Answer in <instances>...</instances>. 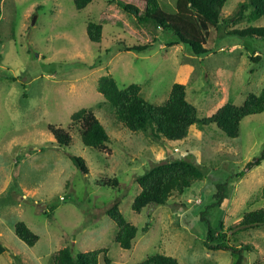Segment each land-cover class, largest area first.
I'll return each mask as SVG.
<instances>
[{
	"label": "rangeland",
	"instance_id": "rangeland-1",
	"mask_svg": "<svg viewBox=\"0 0 264 264\" xmlns=\"http://www.w3.org/2000/svg\"><path fill=\"white\" fill-rule=\"evenodd\" d=\"M177 1L160 0L168 13L177 11ZM244 1L229 0L222 17ZM121 4L93 0L78 10L74 0L0 1V238L6 248L0 264H53L66 247L75 254L104 250L99 264H142L158 253L179 264H233L238 253L206 246L209 223L226 232L229 244L246 248L242 264H264V226L239 225L246 212L264 208V112L246 117L237 138L209 124L174 142L123 126L98 90L100 78L111 74L121 88L137 84L162 105L181 82L199 116L209 117L227 102L241 106L263 92L264 39L229 33L249 26L247 17L212 28L207 55L195 56L186 44L168 46L171 32H159L148 51H129L122 46L152 42L155 34ZM90 21L104 25L101 43L91 41ZM83 108L106 127L107 149L86 146L74 128L72 115ZM51 124L71 133L70 146L57 142ZM72 156L84 158L89 173ZM177 158L197 163L205 179L166 205L134 211L137 177ZM116 177L118 188L104 184ZM221 183L226 198L217 206ZM117 201L139 229L131 249L117 242L118 227L107 214ZM19 222L40 236L34 246L16 234Z\"/></svg>",
	"mask_w": 264,
	"mask_h": 264
},
{
	"label": "trees",
	"instance_id": "trees-1",
	"mask_svg": "<svg viewBox=\"0 0 264 264\" xmlns=\"http://www.w3.org/2000/svg\"><path fill=\"white\" fill-rule=\"evenodd\" d=\"M1 1V0H0ZM93 0H74L78 10L87 8ZM121 2V6L136 16L139 24L155 34L152 42L146 44H125L123 49L129 51H148L159 41V32H171L175 39L168 46L186 44L190 46L195 56L207 55L210 49L207 44L212 28L221 25L236 24L249 17L250 25L234 29L231 34L243 37H258L264 39V25L257 24L264 20V0H246L239 4L235 14L231 17H222V12L229 0H178L177 11L168 13L163 9L160 0H129ZM142 4V9L139 4ZM223 18V19H222ZM104 25L89 22L88 35L91 41L101 43ZM1 40V30H0ZM113 50H107L112 54ZM260 56V55H259ZM255 56V57H259ZM108 57V56H107ZM254 57V58H255ZM98 90L109 102L115 112L119 123L131 131H152L155 138L168 141H183L193 126H206L216 124L229 137L237 138L241 133L243 120L251 115L264 112V90L260 95L251 93L245 103L238 106L227 102L213 115L205 118L199 116L198 108L187 98V87L181 82L174 84L167 101L162 105L151 103L142 95L141 86L132 84L121 88L115 77L111 74L100 78ZM74 128L80 127L83 143L92 148L105 150L111 140L110 135L92 108H83L72 115ZM49 130L63 146H70L73 141L71 133L63 127L49 125ZM73 161L84 172L89 173L86 160L79 156H72ZM205 173L201 167L192 160L177 158L168 162L157 163L144 174L137 177L141 192L133 203L134 211L140 213L150 205H166L173 196L182 195L196 181L204 180ZM104 184L118 188L119 178L105 180ZM219 191L215 194L217 206L225 200V183L217 185ZM107 214L116 223L118 233L117 242L124 249H131L138 235L139 229L129 222L120 209V201L112 204ZM239 225L245 228L264 226V208L246 212ZM209 223L208 236L205 242L209 250H230L232 254H239V259L233 264H242L243 253L246 248H239L229 244L228 235L219 231ZM148 225L144 228L147 232ZM16 234L28 245L34 246L40 236L25 222L16 225ZM6 251L0 238V256ZM104 250L96 249L75 254L71 247L57 252L53 264H99L100 255ZM106 261L109 260L106 258ZM142 264H179L178 259L158 253L148 257Z\"/></svg>",
	"mask_w": 264,
	"mask_h": 264
},
{
	"label": "built area",
	"instance_id": "built-area-1",
	"mask_svg": "<svg viewBox=\"0 0 264 264\" xmlns=\"http://www.w3.org/2000/svg\"><path fill=\"white\" fill-rule=\"evenodd\" d=\"M179 149L177 148L176 151H178ZM190 202H193V200H190ZM198 203V201H196Z\"/></svg>",
	"mask_w": 264,
	"mask_h": 264
},
{
	"label": "crops",
	"instance_id": "crops-1",
	"mask_svg": "<svg viewBox=\"0 0 264 264\" xmlns=\"http://www.w3.org/2000/svg\"><path fill=\"white\" fill-rule=\"evenodd\" d=\"M196 127V126H195ZM175 142V141H174ZM177 142H181V141H177Z\"/></svg>",
	"mask_w": 264,
	"mask_h": 264
}]
</instances>
